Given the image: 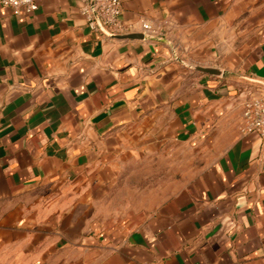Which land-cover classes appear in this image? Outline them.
Instances as JSON below:
<instances>
[{
  "label": "crops",
  "instance_id": "crops-1",
  "mask_svg": "<svg viewBox=\"0 0 264 264\" xmlns=\"http://www.w3.org/2000/svg\"><path fill=\"white\" fill-rule=\"evenodd\" d=\"M35 1L0 4V264H264V0H121L138 38Z\"/></svg>",
  "mask_w": 264,
  "mask_h": 264
},
{
  "label": "built area",
  "instance_id": "built-area-1",
  "mask_svg": "<svg viewBox=\"0 0 264 264\" xmlns=\"http://www.w3.org/2000/svg\"><path fill=\"white\" fill-rule=\"evenodd\" d=\"M78 3L79 12L91 30H98L99 24L114 33L126 30L120 18L121 0H78ZM0 4L10 8L16 16H30L38 7L35 0H0ZM142 27L148 29L149 25L142 23ZM239 130L243 134L253 133L264 138V93L243 102Z\"/></svg>",
  "mask_w": 264,
  "mask_h": 264
},
{
  "label": "water",
  "instance_id": "water-1",
  "mask_svg": "<svg viewBox=\"0 0 264 264\" xmlns=\"http://www.w3.org/2000/svg\"><path fill=\"white\" fill-rule=\"evenodd\" d=\"M99 27L106 31V29L101 26L99 24ZM110 35L113 37H118V38H138L140 36H142L141 33H137V32H123V33H114V32H110ZM178 60L185 66H187L188 68H191L192 70H195L197 72H201V73H206L209 75H213V76H221L223 73V69L220 66L217 65H200V64H196L194 62H189V61H184L178 58Z\"/></svg>",
  "mask_w": 264,
  "mask_h": 264
}]
</instances>
